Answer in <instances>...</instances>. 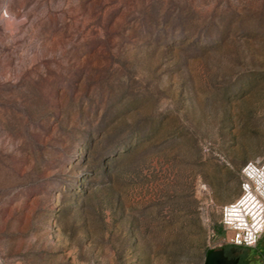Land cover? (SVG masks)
I'll return each mask as SVG.
<instances>
[{
	"label": "rangeland",
	"instance_id": "374dc122",
	"mask_svg": "<svg viewBox=\"0 0 264 264\" xmlns=\"http://www.w3.org/2000/svg\"><path fill=\"white\" fill-rule=\"evenodd\" d=\"M261 158L264 0H0V264H204Z\"/></svg>",
	"mask_w": 264,
	"mask_h": 264
},
{
	"label": "built area",
	"instance_id": "2783aa9c",
	"mask_svg": "<svg viewBox=\"0 0 264 264\" xmlns=\"http://www.w3.org/2000/svg\"><path fill=\"white\" fill-rule=\"evenodd\" d=\"M241 176L238 196L221 206L220 225L226 243L253 248L264 231V158L247 161Z\"/></svg>",
	"mask_w": 264,
	"mask_h": 264
},
{
	"label": "crops",
	"instance_id": "0c3cea01",
	"mask_svg": "<svg viewBox=\"0 0 264 264\" xmlns=\"http://www.w3.org/2000/svg\"><path fill=\"white\" fill-rule=\"evenodd\" d=\"M263 248L264 245H260L258 244V242L257 245L253 248L234 246L232 244L226 243L224 245H221L219 248L212 250H222L223 257H225L230 262V264H234V262L237 261V258L242 259L243 264H253V262L257 259L259 253H255V259L253 260L250 254L251 251L260 252V250H262ZM255 264H260V263H255Z\"/></svg>",
	"mask_w": 264,
	"mask_h": 264
},
{
	"label": "water",
	"instance_id": "95a60500",
	"mask_svg": "<svg viewBox=\"0 0 264 264\" xmlns=\"http://www.w3.org/2000/svg\"><path fill=\"white\" fill-rule=\"evenodd\" d=\"M236 261L234 262V264ZM204 264H230V262L223 257L222 250H211L207 252Z\"/></svg>",
	"mask_w": 264,
	"mask_h": 264
},
{
	"label": "trees",
	"instance_id": "16d2710c",
	"mask_svg": "<svg viewBox=\"0 0 264 264\" xmlns=\"http://www.w3.org/2000/svg\"><path fill=\"white\" fill-rule=\"evenodd\" d=\"M217 234L222 235L223 231L219 229V230H217ZM260 254H264V248L262 250H260Z\"/></svg>",
	"mask_w": 264,
	"mask_h": 264
},
{
	"label": "flooded vegetation",
	"instance_id": "af4514ba",
	"mask_svg": "<svg viewBox=\"0 0 264 264\" xmlns=\"http://www.w3.org/2000/svg\"><path fill=\"white\" fill-rule=\"evenodd\" d=\"M236 264H243V261H242V259H240V258H237Z\"/></svg>",
	"mask_w": 264,
	"mask_h": 264
}]
</instances>
